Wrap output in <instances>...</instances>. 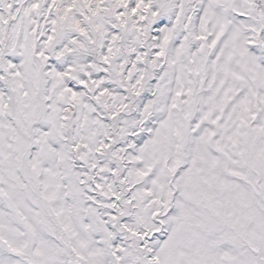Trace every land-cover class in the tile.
<instances>
[{"label": "snow or ice", "instance_id": "snow-or-ice-1", "mask_svg": "<svg viewBox=\"0 0 264 264\" xmlns=\"http://www.w3.org/2000/svg\"><path fill=\"white\" fill-rule=\"evenodd\" d=\"M0 264H264V0H0Z\"/></svg>", "mask_w": 264, "mask_h": 264}]
</instances>
